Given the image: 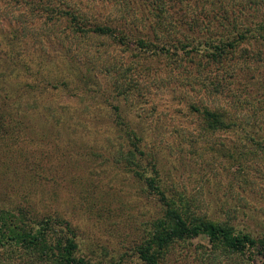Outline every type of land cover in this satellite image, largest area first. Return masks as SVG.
Masks as SVG:
<instances>
[{"label":"rangeland","instance_id":"rangeland-1","mask_svg":"<svg viewBox=\"0 0 264 264\" xmlns=\"http://www.w3.org/2000/svg\"><path fill=\"white\" fill-rule=\"evenodd\" d=\"M67 8L98 23L116 16L100 0H0V208L63 218L90 262L147 264L136 249L164 207L156 181L177 209L264 241V84L250 74L264 77V40L252 44L261 60L237 57L222 71L217 98L184 83L188 60L171 71L169 58L139 56L132 44L74 38ZM110 59L125 71L122 93ZM192 104L241 109L228 108L230 127L210 130ZM247 107L262 111L249 117ZM262 249L229 253L198 235L172 242L157 264H260Z\"/></svg>","mask_w":264,"mask_h":264},{"label":"trees","instance_id":"trees-1","mask_svg":"<svg viewBox=\"0 0 264 264\" xmlns=\"http://www.w3.org/2000/svg\"><path fill=\"white\" fill-rule=\"evenodd\" d=\"M100 1L114 6L116 16L106 17L105 21L98 23L89 20L87 14L78 8L61 11L69 17L74 38L92 34L108 38L119 46L132 44L139 56L164 55L169 58L174 62L171 71L173 67H180L178 62L181 59L188 60L192 64L184 83L202 85L207 95L225 97V81L219 76L224 75L222 71L230 70L237 57L244 63L262 59V51L254 49L252 44L264 40V0ZM41 5L45 12L56 13V4L50 7L47 1H43ZM27 7L28 10L36 8L28 3ZM243 15H247V21L243 20ZM106 69L117 71L113 87L119 93L126 91L127 83H123L125 71L120 69L117 61L108 60ZM250 74L251 79L264 84V77L260 79L253 77L252 72ZM84 84L89 86L86 82ZM190 107L210 130L230 127V119L235 115L228 108L241 109L236 104L225 108L204 106L199 109L193 104ZM257 109L262 111L264 108ZM257 109L247 107V116L254 118ZM129 132V148L131 146L130 149L134 150L135 132L131 129ZM130 149L127 152H131ZM153 189L163 199L164 207L161 216L152 220L145 243L136 249L141 260L157 264L163 249L175 240L203 235L212 249L229 253H242L245 249L261 246L260 264H264L263 238L234 230L227 222L208 220L189 210L177 209L165 199V193L156 181ZM76 235L75 228L56 215H28L21 208H0V264H96L78 255Z\"/></svg>","mask_w":264,"mask_h":264}]
</instances>
